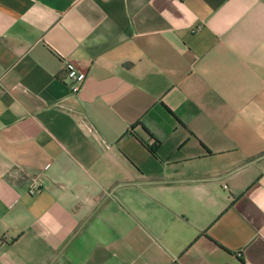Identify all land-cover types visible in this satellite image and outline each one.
I'll return each instance as SVG.
<instances>
[{"label":"crops","instance_id":"crops-1","mask_svg":"<svg viewBox=\"0 0 264 264\" xmlns=\"http://www.w3.org/2000/svg\"><path fill=\"white\" fill-rule=\"evenodd\" d=\"M0 264H264V0H0Z\"/></svg>","mask_w":264,"mask_h":264},{"label":"built area","instance_id":"built-area-1","mask_svg":"<svg viewBox=\"0 0 264 264\" xmlns=\"http://www.w3.org/2000/svg\"><path fill=\"white\" fill-rule=\"evenodd\" d=\"M70 67V64H69ZM68 78H69V84L70 88L73 92L79 91L80 87L82 86L84 80L86 79L87 72L86 71H74L70 70L69 68V73H68Z\"/></svg>","mask_w":264,"mask_h":264}]
</instances>
